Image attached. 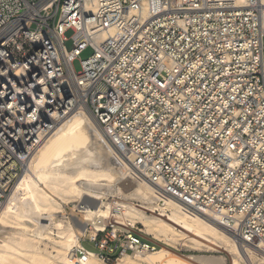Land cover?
<instances>
[{
    "label": "built area",
    "instance_id": "built-area-1",
    "mask_svg": "<svg viewBox=\"0 0 264 264\" xmlns=\"http://www.w3.org/2000/svg\"><path fill=\"white\" fill-rule=\"evenodd\" d=\"M77 108L148 182L264 250V0H0V210ZM115 224L75 256L155 250Z\"/></svg>",
    "mask_w": 264,
    "mask_h": 264
},
{
    "label": "bare ground",
    "instance_id": "bare-ground-1",
    "mask_svg": "<svg viewBox=\"0 0 264 264\" xmlns=\"http://www.w3.org/2000/svg\"><path fill=\"white\" fill-rule=\"evenodd\" d=\"M83 188L94 193L85 194L98 201L94 202L95 206L80 200L78 196ZM110 194L130 196L140 204L115 202L111 213L110 204L104 202ZM71 200L78 202L72 210H79L83 216L75 226L64 220L63 203ZM145 210L159 211L158 215L166 221L149 218ZM108 219L122 226L115 224V228L123 230L128 224L143 222L147 234L157 239L164 237L168 242L176 241L178 231L194 245L229 250L248 264H264V250L258 241L234 232L218 217L192 209L142 177L85 108L71 112L43 138L0 210V264H95L98 259L94 254L80 261L75 251L81 247L80 238L89 231L90 224L93 229L105 227ZM154 223L158 224L157 229ZM43 242L57 247L58 253L52 254L56 262L38 255L39 244ZM155 255L152 250H135L131 255L124 253L123 257H140L143 264H149ZM189 259L197 264H225V259L214 256ZM178 264L194 263L186 260Z\"/></svg>",
    "mask_w": 264,
    "mask_h": 264
},
{
    "label": "rangeland",
    "instance_id": "rangeland-1",
    "mask_svg": "<svg viewBox=\"0 0 264 264\" xmlns=\"http://www.w3.org/2000/svg\"><path fill=\"white\" fill-rule=\"evenodd\" d=\"M92 53H93L92 49L88 48L84 52H82V54L80 55L79 58H77L73 62L74 69L77 73L82 72V70H83L82 61L88 59L92 55ZM125 183L127 184V181H125ZM85 193H88L90 195L94 194V193L88 191L86 188H83V190L80 191L79 196H78L80 198V200H85L84 203L87 202L89 205L95 206V204L98 203V201L95 199H91ZM94 202H95V204H94ZM104 202L110 204V208H111L110 210H112L111 213H114V208H115L114 203L115 202H128V203H133L134 205L140 204V202L136 198H133L130 196L125 197V195L123 196V194H120V195L119 194L118 195L117 194H115V195L110 194L104 198ZM77 203L78 202H76V200H71L68 203H63L64 208H65L63 213H65V216H66V218H64V220L66 221V223L68 221L72 222L73 224L70 222H68V223H70L73 226L80 224L81 223L80 219H83V216L79 212V210H75V211L72 210L74 204H77ZM84 203H82V205H84ZM103 209L106 210L107 206L104 205ZM145 211H146L147 216L153 220H155L157 218L160 220H165L164 217H161L158 215L160 213L159 211H157V212H149L148 210H145ZM77 213H79L80 215ZM157 225H158L157 223L153 224L155 229H157ZM89 226H92V229H93V225L90 224ZM116 226L122 227L121 225H118V224H116ZM103 227L104 226H99V227H96L94 229L99 230V229H102ZM94 229H93V231L92 230L88 231L86 233V235L81 236V238H80L81 243L85 247L92 249V250H94L95 247H94V243L89 241V238H91L93 236V234L95 233ZM137 229L141 231L140 234L142 235V237L145 240L152 241L155 244V250H152V251L155 252L156 255L153 257L152 262L149 264H174V263L178 264L179 262L184 263L186 260L190 261L191 263L193 262L194 264H197L193 260L189 259V257L190 256H203V255L221 257V258L225 259L224 260L225 264H235V262L237 264H248V261L242 260L240 258V256H238V254H236L235 252H231L229 250L225 251L224 249L217 248V247L215 249H209V248H203V246L201 247V245H196V244L194 245L184 235L182 236L178 231H176L177 232L176 241L168 242V241H166V239L164 237H160L162 239H157L154 237V235L147 234L146 233V227H145V224L143 222L139 221V222L135 223V230H137ZM178 242H179V244H178ZM123 243L125 244L126 242H123ZM189 243H191V244H189ZM39 247H41V250L38 252V255L40 254L42 257L49 258L50 260L56 262L55 258L52 256V254L56 255L58 253L57 247L54 245V243L43 242V243L39 244ZM192 247H194V248H192ZM120 251H121V249H119L117 251L118 253H116L113 256V259L111 260V262L108 263V262H102V261L98 260V261H95V264H119L120 262H121V264H143L142 263L143 261L140 257H132V258L126 257L125 258V257H123V255L120 254ZM127 254L131 255L133 253H132V251H128ZM232 255L234 256V258ZM56 264H59V263L56 262Z\"/></svg>",
    "mask_w": 264,
    "mask_h": 264
}]
</instances>
